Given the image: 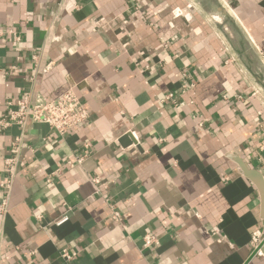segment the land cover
I'll use <instances>...</instances> for the list:
<instances>
[{"label": "crops", "instance_id": "obj_1", "mask_svg": "<svg viewBox=\"0 0 264 264\" xmlns=\"http://www.w3.org/2000/svg\"><path fill=\"white\" fill-rule=\"evenodd\" d=\"M70 88L71 132L0 128V264H264V0H0V117Z\"/></svg>", "mask_w": 264, "mask_h": 264}, {"label": "built area", "instance_id": "obj_2", "mask_svg": "<svg viewBox=\"0 0 264 264\" xmlns=\"http://www.w3.org/2000/svg\"><path fill=\"white\" fill-rule=\"evenodd\" d=\"M14 35L13 45H17L20 41V37L17 33L10 29L8 31ZM193 85V84H191ZM173 95L170 93L167 98H171ZM89 119V110L84 104L82 99L77 95L73 88L68 89L59 97L48 100L41 96L31 99L29 95L23 98H19L16 101H9L7 103V112L3 117H0V128H7L11 125H20L26 127L28 123H41L48 125L51 129L60 135H65L71 132L75 127L85 123ZM21 138H16L13 143V153H17L18 144ZM87 153L77 156V163L81 164ZM74 162H67V166L73 167ZM4 167L10 174V178L2 183L1 186L8 189L11 188L12 179L15 177L18 171V159L17 156L7 157L4 160ZM58 169L57 172H60ZM7 210V201H3L1 204V211ZM111 216L115 221H121L122 215L120 211L112 208ZM41 215H37V219H41ZM70 219L69 213L64 212L53 223L57 226L62 225ZM144 248H152L158 244V237L152 233L144 235L143 239ZM260 233L257 231L252 236L253 246L260 251ZM62 258L65 261H71L74 258V253L67 247L60 249ZM31 255L34 253L31 252Z\"/></svg>", "mask_w": 264, "mask_h": 264}, {"label": "water", "instance_id": "obj_3", "mask_svg": "<svg viewBox=\"0 0 264 264\" xmlns=\"http://www.w3.org/2000/svg\"><path fill=\"white\" fill-rule=\"evenodd\" d=\"M131 139H132V134L129 133L127 135H125L122 139L121 142L124 146H128L131 144ZM262 252L264 253V246L262 247Z\"/></svg>", "mask_w": 264, "mask_h": 264}]
</instances>
